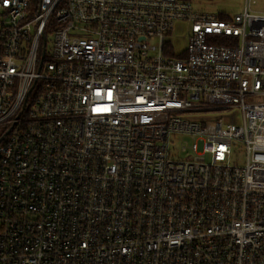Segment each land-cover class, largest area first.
I'll list each match as a JSON object with an SVG mask.
<instances>
[{
	"label": "built area",
	"instance_id": "built-area-1",
	"mask_svg": "<svg viewBox=\"0 0 264 264\" xmlns=\"http://www.w3.org/2000/svg\"><path fill=\"white\" fill-rule=\"evenodd\" d=\"M0 264H264V13L0 0Z\"/></svg>",
	"mask_w": 264,
	"mask_h": 264
},
{
	"label": "rangeland",
	"instance_id": "rangeland-1",
	"mask_svg": "<svg viewBox=\"0 0 264 264\" xmlns=\"http://www.w3.org/2000/svg\"><path fill=\"white\" fill-rule=\"evenodd\" d=\"M194 8L200 13L211 15L225 14L234 16L245 11L249 0H189ZM250 10L257 13H264V0H250ZM187 26L176 24L173 30V48L175 53L183 51L187 41ZM48 46H52V36L48 37ZM212 114L209 117H215ZM238 121L241 120L240 113L236 115ZM181 142V141H180ZM200 146V145H199Z\"/></svg>",
	"mask_w": 264,
	"mask_h": 264
},
{
	"label": "crops",
	"instance_id": "crops-1",
	"mask_svg": "<svg viewBox=\"0 0 264 264\" xmlns=\"http://www.w3.org/2000/svg\"><path fill=\"white\" fill-rule=\"evenodd\" d=\"M189 1V0H188ZM190 2V1H189ZM193 5V4H192ZM246 9H250V0H249V2H248V5H247V7H246ZM245 9V10H246ZM219 15H223V16H228V17H231V16H229V15H225V14H219Z\"/></svg>",
	"mask_w": 264,
	"mask_h": 264
}]
</instances>
